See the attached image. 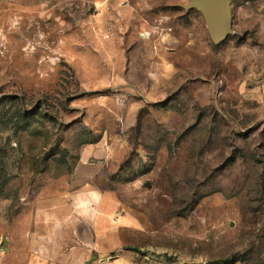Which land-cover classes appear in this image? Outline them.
Instances as JSON below:
<instances>
[{"label": "rangeland", "instance_id": "obj_1", "mask_svg": "<svg viewBox=\"0 0 264 264\" xmlns=\"http://www.w3.org/2000/svg\"><path fill=\"white\" fill-rule=\"evenodd\" d=\"M189 2L0 0V264L83 187L135 264H264V0Z\"/></svg>", "mask_w": 264, "mask_h": 264}, {"label": "crops", "instance_id": "obj_2", "mask_svg": "<svg viewBox=\"0 0 264 264\" xmlns=\"http://www.w3.org/2000/svg\"><path fill=\"white\" fill-rule=\"evenodd\" d=\"M69 201L68 215L52 219L51 208L44 209L43 229L13 237L12 250L25 264H135V257L121 251L114 239L99 244L115 227L116 204L111 197L83 187L71 193Z\"/></svg>", "mask_w": 264, "mask_h": 264}, {"label": "water", "instance_id": "obj_3", "mask_svg": "<svg viewBox=\"0 0 264 264\" xmlns=\"http://www.w3.org/2000/svg\"><path fill=\"white\" fill-rule=\"evenodd\" d=\"M232 2L233 0H190L183 9L200 13L212 42L220 45L234 33Z\"/></svg>", "mask_w": 264, "mask_h": 264}, {"label": "trees", "instance_id": "obj_4", "mask_svg": "<svg viewBox=\"0 0 264 264\" xmlns=\"http://www.w3.org/2000/svg\"><path fill=\"white\" fill-rule=\"evenodd\" d=\"M236 260H231V261H225L223 264H234Z\"/></svg>", "mask_w": 264, "mask_h": 264}]
</instances>
